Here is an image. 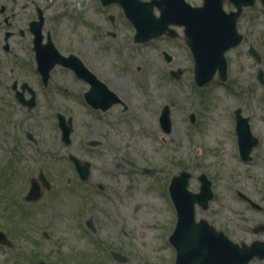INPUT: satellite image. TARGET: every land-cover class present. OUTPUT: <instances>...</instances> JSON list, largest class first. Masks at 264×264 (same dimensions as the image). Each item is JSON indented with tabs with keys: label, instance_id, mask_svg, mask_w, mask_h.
Here are the masks:
<instances>
[{
	"label": "rangeland",
	"instance_id": "1",
	"mask_svg": "<svg viewBox=\"0 0 264 264\" xmlns=\"http://www.w3.org/2000/svg\"><path fill=\"white\" fill-rule=\"evenodd\" d=\"M81 1L58 0L49 11L46 27L53 29L58 48L77 54L89 69L110 82L127 108L115 104L96 115L83 99L87 85L64 65H55L47 85L42 86L29 67H16L9 73L8 66L0 64V184L15 171L20 187H26L39 167L52 184L46 199L35 204L41 209L28 207L31 218H26L19 206L11 210L0 201V221L5 222H0V227L19 235V246L28 244L29 248V236L47 227L45 219L49 215L51 260L66 258L69 264H171L175 250L169 237L176 215L170 210L168 180L187 170L192 173L188 184L191 190H198L197 175L201 172L212 180L214 196L207 209L196 206V219L205 218L237 242L264 239V230L253 231L257 222L264 221V212L245 205L235 192L240 185L264 206V171L256 168L254 160H240L231 116L238 92L244 93L247 109L249 106V110L262 113L261 88L248 81L235 83L229 71L234 79L231 84L212 79L205 87L197 88L192 84L193 59L181 26H173L178 37L162 34L134 43L133 27L117 4L108 8L114 18L111 23L106 12L97 9L99 4L87 0L81 6ZM186 1L192 5L202 2ZM223 6L225 10L234 9L227 0ZM242 11L240 29L245 37L231 54L239 50L245 63L249 61L241 55L245 43L264 48V11L259 1ZM154 13L158 15V10ZM245 26H249L248 30H243ZM106 30L113 31L114 37ZM162 50L172 55L171 62L165 61ZM177 68L182 72L175 78L169 72ZM14 74L36 89L37 103L33 108L27 109L14 98L10 90ZM165 105L169 108L170 132L160 127ZM191 111L198 114L195 126L188 120ZM57 112L72 117L73 132L67 146L60 140ZM256 124L254 116L251 127ZM88 138L100 144L85 147ZM69 152L92 163L89 180H79L68 160ZM143 167L151 170L144 172ZM96 183L103 188L98 189ZM66 188L76 190L80 209L81 193L93 201L91 214L82 211L85 218L92 220L93 229L75 222L72 214L77 205L64 195ZM7 211L16 216V224L6 223ZM103 244L108 246L102 251ZM110 248L126 260H114ZM248 264H264V260L254 258Z\"/></svg>",
	"mask_w": 264,
	"mask_h": 264
},
{
	"label": "flooded vegetation",
	"instance_id": "2",
	"mask_svg": "<svg viewBox=\"0 0 264 264\" xmlns=\"http://www.w3.org/2000/svg\"><path fill=\"white\" fill-rule=\"evenodd\" d=\"M57 1L58 0H0V64L8 66L9 73L13 72V70L16 67H29L30 70L34 71L33 74L37 78H40L36 71V66L39 60L37 49L39 51L42 50L45 52H50L52 48L54 49L56 48L61 54L64 55V57H69L70 55L77 56V54H73V52H68V53L62 52L60 48H58V45L55 42V37L52 35L54 34L51 32L53 29L51 30L50 27H46V24H48L47 17L49 15V11H51L52 7L57 4ZM84 1L87 0H82L80 2L81 6L85 4ZM256 1L258 0H253V3H255ZM92 2L94 4H99L100 6L98 5L97 9L99 10L101 9L102 11H105L107 14L106 15L107 19H109V21L113 23L114 18L113 15L108 12V8L112 4H115V0H93ZM53 13L54 15H56L55 14L56 11H53ZM242 15H244L243 11L240 12L238 17H236L234 21L235 39L238 38V42L230 45L224 51V63H225L224 70H222L221 72L220 70L219 71L215 70L212 79L213 81L218 82V80H220L225 84H231V82L234 81V79L230 77L229 73H231V75L236 79L235 83H241L242 81H245L246 83L248 81L247 83H250L251 86L261 88V93L264 96V48L262 49L261 47H259V45H254L251 42L245 43L246 47L241 49L242 51L241 55L249 59V61L245 63L243 62L242 57H240V55L237 53L239 50L231 54V52L234 49L239 48L238 46L242 44L241 42L245 37L243 31L240 29ZM97 25L99 26L98 22L96 26ZM242 28L243 30H248L249 26H245ZM106 34L111 35L113 37L115 35V33L110 30H106ZM132 40L134 41V43H138L134 40L133 34H132ZM92 41H95V39H91V42ZM20 51H22L23 55L20 53ZM161 53L164 56V59L166 58V56L171 55V54L169 55L166 50H162ZM79 59L82 60L81 58ZM71 60L72 59L70 58L68 59V61ZM70 70L72 71V69ZM235 70H238V73ZM90 71L96 75V77L99 79L101 84H99L98 81H95L93 82V84H91L89 82V79H87V75H81L82 76L81 77L75 74L73 71L72 72L78 79H80L81 81H83V83L87 85L86 90L90 86H93L95 94H98L99 96H104L106 98L109 97L110 92H112L118 97V101L112 103V105H110L109 107H106L105 110H102L101 109L102 107L100 105H98L99 108L91 107L88 105L89 108L92 109V111H94L96 115L99 114L100 112H105L106 110H109L115 104H120L122 106V109H126L127 108L126 103L116 92L114 86L110 82L100 78L93 70L90 69ZM171 71L172 70H170V73ZM12 76H13V81L10 84V88H11L10 90L13 92L14 98L17 100L18 94H20L23 100L26 101L29 100L27 104H23L22 102L20 103L22 105H25L27 109L33 108L37 103L36 89L33 88L30 85V82L28 83L27 80H19L17 74H14ZM49 77H50V73L47 77V81L41 82L42 86L47 85ZM203 87L205 86L203 85ZM39 88L42 89L40 85ZM1 89L2 88H0V90ZM86 90H83L82 93L84 94ZM238 93L239 94L237 95L238 97L236 99L237 104L236 106H234L231 112V116L233 118L234 126H235L234 128L235 137H233V140L234 141L237 140L236 125H238L237 124L238 122H237V114L235 113V110L239 108L240 113L248 118V125L250 132L252 134V136L247 135L244 142V144L246 145L251 143V147H250L251 158L249 161L254 160L256 168L259 170L263 169L262 171H264V109L262 113L249 110V106L247 109L245 104L246 103L245 99H243L244 93L243 92L241 93L238 92ZM103 100L104 99L101 98V101L99 103L104 104ZM226 111L230 116V109L226 108ZM58 113L60 112H57V114ZM190 113L192 114L191 116L192 120H189V123L192 126H195V123L197 122L196 120L199 119L198 114L195 111H191L189 112V114ZM61 114L64 115L63 113ZM254 116H256L257 124L254 125V127L252 128L251 124ZM30 139L32 142H36L35 138L32 137ZM88 139L89 141L85 140V144H84L85 147L88 145L97 146L100 144L98 140H90V138ZM63 144L66 145L65 143ZM36 149H37L36 151H38L39 148L36 147ZM118 158H121V160L124 159L123 156H118ZM82 160H87V159H82ZM126 162L130 164V162L127 161V159ZM41 171L42 169L39 167L37 175L31 176L29 178V185L26 187H20V184L16 177L17 172L14 171L7 174L6 176L9 178V180H6L4 183L0 184V201L5 205H8L11 210H15L17 209V206H19L18 209L21 210L22 213H26V218H31L32 213L31 210L28 209V207L33 206L41 209V206L35 204L45 200L46 199L45 196L47 194L46 192H49L52 187L51 180L46 175V173L43 172L45 178L39 176ZM89 178L90 175L85 181L89 180ZM262 179H264V173H262ZM197 180L199 181L198 177ZM98 184L99 183H96L97 186ZM209 186L212 187V180ZM65 190L67 192H65ZM237 190L242 191L252 199L253 202H250L247 199L243 198L241 201H244L245 205L251 207L256 211L264 212V206L260 202L252 198V196H250V193H247L248 191L246 189L238 185L236 187V191ZM30 191L32 192V194H30ZM59 193L61 192H58L57 194ZM64 195H67V197L70 198L68 200L73 201L74 204L77 205L76 207H74V212L72 214L74 216L75 222L77 221V224L84 225L92 229L93 228L92 220L89 218H85L82 215L83 209L86 212H89L90 214L92 213L90 208L94 204L91 198L88 195H83V193H81L80 200L83 207L80 209L81 206L77 204L78 194L75 189L73 188L64 189ZM84 200H86L87 202L86 205H84ZM207 206L208 203L206 204V208ZM4 219L6 223L12 222L16 224V216L13 215L12 212L10 211H7L4 214ZM21 222H25V221H21ZM3 223L5 224V222ZM45 223L47 227L41 230L39 229L40 234L29 236L30 240L32 241V244L29 243V248L26 246L28 244L19 246V242H18L19 235L11 234L10 232H8L7 228L3 226H2L3 228L0 227V230L6 233L5 236L0 235V240L2 239L5 240V242L0 241V264H58V263L69 264L66 258L64 259V258L56 257L53 258V260H51L50 247H49V240L51 237V234L49 232V227L51 226V220H49V215L46 216ZM258 228L264 230V221L257 222V224H255V226L253 227V231ZM218 230L225 233L223 229H218ZM226 235L228 236V234ZM23 238H27V235H24ZM254 240L264 241V239H259V238H256ZM241 241L243 240H239V242ZM56 259L59 260H57V262L54 263L53 261H55Z\"/></svg>",
	"mask_w": 264,
	"mask_h": 264
},
{
	"label": "water",
	"instance_id": "3",
	"mask_svg": "<svg viewBox=\"0 0 264 264\" xmlns=\"http://www.w3.org/2000/svg\"><path fill=\"white\" fill-rule=\"evenodd\" d=\"M116 1L135 28V41L149 40L164 32L173 36L176 33L169 25H183L186 44L190 47L194 58L195 81L201 85L210 80L216 68L220 72L224 70L223 53L230 45L238 42V38L235 39L234 21L241 5L247 0H231L236 4L237 11L229 13L223 10L222 0H203L201 6H192L185 0ZM154 6L159 10L158 16L153 13ZM37 51L38 69L44 79L47 78L49 70L55 63H61L72 67L78 76L87 75L91 84L98 81L75 55L64 57L54 48L50 52L38 49ZM69 58L72 60L68 61ZM166 59L169 61L171 57L166 56ZM172 73L177 76L180 70ZM98 83L101 84L99 81ZM85 97L92 105L96 107L100 105L103 109L118 101V97L112 92L107 98L95 94L93 86L85 93ZM18 98L22 99L20 94ZM101 98L104 99V104L99 103ZM68 123L71 124L70 118ZM160 124L164 131L171 130L168 106H164L161 112ZM237 124L241 152L247 158L251 143L244 144L249 133L246 118L240 119ZM59 125L62 127L63 139L68 141L71 127L66 125L62 116H60ZM189 175L188 172H180L178 176L173 177L170 186L171 195L179 212L178 222L171 236V241L177 249L174 264H246L255 255L264 257V247L256 243L250 245L242 243L239 247L221 232L214 231L213 227L204 220L193 225L194 202L197 201L206 207L212 192L209 189L210 181L204 175L200 177L202 182L200 192L188 191L186 186ZM30 194H32L31 191Z\"/></svg>",
	"mask_w": 264,
	"mask_h": 264
}]
</instances>
